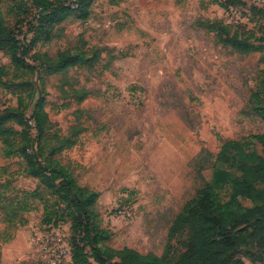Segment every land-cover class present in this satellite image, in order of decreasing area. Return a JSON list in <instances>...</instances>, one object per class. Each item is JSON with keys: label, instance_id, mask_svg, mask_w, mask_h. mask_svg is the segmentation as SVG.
Returning <instances> with one entry per match:
<instances>
[{"label": "rangeland", "instance_id": "rangeland-1", "mask_svg": "<svg viewBox=\"0 0 264 264\" xmlns=\"http://www.w3.org/2000/svg\"><path fill=\"white\" fill-rule=\"evenodd\" d=\"M17 2L30 5L0 0L7 25L29 44L33 35ZM260 11L264 0H96L88 19L66 20L61 38L37 44L27 59L39 66L45 56L55 61L69 50L85 52L90 62L47 75L38 68L17 71L0 53V108L17 107L20 96L29 105L35 147L42 145L46 156L58 151L54 158L77 183L99 193L104 264L119 263L116 252L125 247L163 257L176 216L222 166L216 156L223 145L264 133L248 106L264 50L238 53L207 28L224 23L260 37ZM35 55L41 61L34 63ZM43 90L50 123L39 141L32 95ZM80 90L88 92L82 101ZM117 210L131 218H117ZM56 211L55 199L19 155L6 156L0 140V264H52V249L71 244V224L55 225ZM46 237L53 243L44 248ZM186 239L174 240L172 252L180 254ZM62 263L71 264L70 255Z\"/></svg>", "mask_w": 264, "mask_h": 264}, {"label": "trees", "instance_id": "trees-1", "mask_svg": "<svg viewBox=\"0 0 264 264\" xmlns=\"http://www.w3.org/2000/svg\"><path fill=\"white\" fill-rule=\"evenodd\" d=\"M28 1L29 7L21 2H17L16 7L27 16L28 32L33 35L29 44L18 40L14 29L7 25L0 3V53H7L17 71L25 69L34 73L38 68L52 75L65 73L91 61L85 52L73 53L69 50L58 53L55 61L45 56V61L39 66L27 62V59L37 44H48L61 38L62 29L59 26L66 20L88 19L96 0H76L72 4L76 8L67 4V0ZM260 13L264 21V12ZM30 16L32 20L29 21ZM207 28L215 33L217 43L238 53L264 50V25L260 37L252 32L246 36L247 31L243 28L224 23H210ZM253 40L263 44L255 46ZM34 57V63L41 61L38 55ZM261 60L264 62V55ZM35 93L38 98L34 102ZM35 93L32 95L31 119L40 141L50 122L45 110L46 92ZM76 93L82 95L80 101L88 96L86 90ZM23 103L19 96L17 107L0 108V140L5 145L6 156L19 155L26 164L28 175L38 179L55 199L59 211L55 212L58 218L54 224L59 225L66 219L70 222L71 264H92L91 259L100 264L106 263L98 247L103 235L106 236L105 230L99 227L95 211L99 193L77 183L70 171L54 158L58 151L51 150L46 156L42 145L35 147L27 120L29 105ZM248 106L264 122V69L250 94ZM9 123L16 124L19 130L9 127ZM255 144L261 146V151L255 149ZM73 145V142L68 144L69 147ZM216 160L222 166L214 168L211 181L184 204L173 221L165 255H144L125 247L116 252L120 262L114 264H245L243 258L251 260L252 264H264V133L226 142ZM61 206L63 208L59 209ZM60 211L64 215L59 214ZM182 235L187 237L182 242L183 251L179 254L174 249L172 252V242Z\"/></svg>", "mask_w": 264, "mask_h": 264}, {"label": "built area", "instance_id": "built-area-1", "mask_svg": "<svg viewBox=\"0 0 264 264\" xmlns=\"http://www.w3.org/2000/svg\"><path fill=\"white\" fill-rule=\"evenodd\" d=\"M29 123L32 125L33 123L31 121H29ZM115 216L117 218H131V215L129 213H127L125 210H117V212L115 213ZM43 243L45 244L44 248L47 247L48 244H52L53 242H50L49 238L46 237L45 240H43ZM53 253L55 254V260L52 262V264H64L62 263V257L66 254L70 255L71 257V248H70V244L69 243H62L60 248H53L52 249Z\"/></svg>", "mask_w": 264, "mask_h": 264}, {"label": "crops", "instance_id": "crops-1", "mask_svg": "<svg viewBox=\"0 0 264 264\" xmlns=\"http://www.w3.org/2000/svg\"><path fill=\"white\" fill-rule=\"evenodd\" d=\"M243 261L245 262V264H252L251 260H247L246 258H243Z\"/></svg>", "mask_w": 264, "mask_h": 264}]
</instances>
